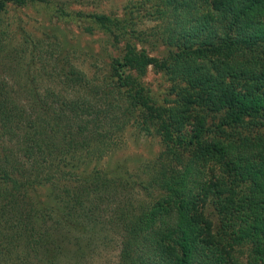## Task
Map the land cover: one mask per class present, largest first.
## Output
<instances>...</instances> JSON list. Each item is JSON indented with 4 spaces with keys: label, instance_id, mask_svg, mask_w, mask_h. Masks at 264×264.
Returning <instances> with one entry per match:
<instances>
[{
    "label": "trees",
    "instance_id": "1",
    "mask_svg": "<svg viewBox=\"0 0 264 264\" xmlns=\"http://www.w3.org/2000/svg\"><path fill=\"white\" fill-rule=\"evenodd\" d=\"M51 2L0 0V14ZM147 3L164 22V33L151 35L164 56L139 45L127 17L87 15L120 47L100 81L59 48L58 91L23 95L0 80V264H83L97 241L108 244V231L119 242L116 264H238L233 244L250 248L248 264H264V0ZM22 40L21 54L32 49L34 59L44 41L26 32ZM18 49L0 41V62L23 64ZM149 69L178 88L173 106L151 98L142 82ZM131 124L164 147L154 172L142 171L161 194L156 202L135 197V177L67 171ZM40 187H49L54 213L31 195Z\"/></svg>",
    "mask_w": 264,
    "mask_h": 264
},
{
    "label": "rangeland",
    "instance_id": "2",
    "mask_svg": "<svg viewBox=\"0 0 264 264\" xmlns=\"http://www.w3.org/2000/svg\"><path fill=\"white\" fill-rule=\"evenodd\" d=\"M150 5L147 0H52L47 5L37 4L22 8L8 5L6 12L0 14V34L3 33L0 35V41L11 42L20 47L17 55H24L27 58L21 65L0 62V80L7 79L12 83L14 91L23 95L26 94L25 90L32 88L38 89L41 93L58 91L60 89L58 69L61 64L53 55H58L59 48L66 52L71 64L84 71L89 80L93 83L100 81L108 74L112 61L118 57L117 51L120 47H114L108 36L99 31L90 19H85L87 15L127 17L129 22L133 23L136 33L140 35L139 45L142 46L144 43L151 56L162 57L166 54V48L151 35L155 31L164 33V22L156 21L154 16H150ZM59 11L66 14H60ZM77 14L83 15V18ZM23 32L44 41L35 51L34 59L31 56L34 55L32 49L26 48L25 54H21L23 52L21 45L24 43ZM30 60H34L36 66L33 67ZM28 62L31 67L26 72L28 67L25 65ZM31 78L35 79L33 87H29ZM26 82L28 88H25ZM142 82L157 106H173V102L179 97L178 88L174 90L172 81L152 69L148 70ZM131 123H142V121ZM163 148L160 138L153 131H146L140 126L131 124L122 132L114 133L106 144L86 150L75 157L76 162L68 161L67 171L81 178L93 172L111 178L135 177L140 186L135 197L141 201L156 202L161 198V194L150 183V176L144 175L142 171L149 168L154 172L153 168L157 160L160 162L159 157ZM33 194L40 206L48 212L58 209L49 187L35 188L31 192V195ZM207 216L212 224L213 233L217 234L221 226L219 217L211 207L207 211ZM108 235L106 238L108 244L97 241L94 254L82 262L83 264H116L119 253L118 238L109 231ZM232 251L238 264H248L251 256L249 247L233 244Z\"/></svg>",
    "mask_w": 264,
    "mask_h": 264
}]
</instances>
